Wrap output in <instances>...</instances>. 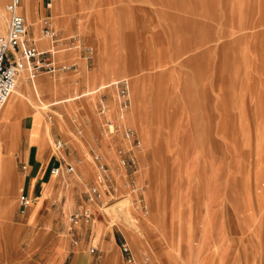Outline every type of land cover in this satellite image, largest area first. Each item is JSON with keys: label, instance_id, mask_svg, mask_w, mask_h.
Segmentation results:
<instances>
[{"label": "rangeland", "instance_id": "374dc122", "mask_svg": "<svg viewBox=\"0 0 264 264\" xmlns=\"http://www.w3.org/2000/svg\"><path fill=\"white\" fill-rule=\"evenodd\" d=\"M51 3L43 0L42 14L27 22L38 28L27 38L47 45L38 22L47 17L61 37L75 36L55 58L74 67L25 77L36 82L21 99L27 115L17 129L13 119L0 121V264H110L109 257L124 264L89 242L88 206L118 245L127 243L136 264H264V0H62L61 25L49 15ZM104 63L119 69L115 79L100 75ZM86 74L93 77L88 87ZM137 78L142 84L134 87ZM121 79L130 81L131 107L120 123L110 86ZM99 100L109 103L106 117L97 113ZM122 127L134 131L139 151L125 153ZM24 137L53 155L52 141L64 143L56 156L73 172L59 176L47 203L66 227H49L54 216L31 227L20 220L30 206L18 205L26 195L17 184L23 170L9 146H24ZM92 154L106 166L104 191ZM131 155L134 172L120 163Z\"/></svg>", "mask_w": 264, "mask_h": 264}, {"label": "built area", "instance_id": "2783aa9c", "mask_svg": "<svg viewBox=\"0 0 264 264\" xmlns=\"http://www.w3.org/2000/svg\"><path fill=\"white\" fill-rule=\"evenodd\" d=\"M51 0H45L48 7ZM20 0H7L4 5L6 15L5 32L0 36V105H2L10 94L16 77L25 73L28 80H32L39 74L53 76L64 73L74 67L57 63L55 56L58 52H65L73 46L75 36L61 37L59 32L52 26L47 17H42L39 22V38L47 43L46 46H38L36 41L27 38V25L24 16L18 11ZM87 52H90L88 50ZM117 95L119 110L126 109L129 105L128 87L126 81H120L114 84ZM105 105L98 102L97 113H105ZM108 133H111L107 129ZM122 139L125 141L128 150L125 153L139 151L141 144L133 130L122 127ZM52 149L59 152L63 149L64 143L60 140L52 141ZM56 157L55 164L49 169V173L56 177L68 175L73 172V166L69 163L62 162L60 157ZM91 161L95 164L97 176L96 179L102 191L106 190L105 180L108 179L106 166L101 163L99 156L92 154ZM63 163V164H62ZM121 165L126 166L131 172L135 171V158L131 155L120 160ZM23 168V167H22ZM90 192L95 194L96 188H90ZM33 199L27 195H19L18 205L21 208L29 207ZM85 220L89 218L87 210L83 212ZM124 264H136L131 249L126 242L121 241L118 245ZM95 248L90 247L89 252H94Z\"/></svg>", "mask_w": 264, "mask_h": 264}, {"label": "crops", "instance_id": "0c3cea01", "mask_svg": "<svg viewBox=\"0 0 264 264\" xmlns=\"http://www.w3.org/2000/svg\"><path fill=\"white\" fill-rule=\"evenodd\" d=\"M42 5H43V0H20L19 12L24 16L26 22L29 23L32 22L33 19H37L42 14ZM49 9H50L49 15L51 14L58 15L57 17L58 24L60 25L67 24L65 20L61 19V16L59 17L62 10V0H52ZM107 29L109 28L106 27L105 30ZM28 32L31 33V35L29 34L30 35L29 37H36L38 35V28L36 24L32 25V28L28 27ZM62 56L64 58V55ZM118 74H119V69L117 68L115 69V67H113L111 63L103 64L100 75L104 79L106 80L115 79V77ZM85 79H87L85 85H87V87L90 86L91 82L93 81V77L86 74ZM138 84L140 86L142 84V80H140L139 78L134 79L133 86L136 87ZM20 99L21 98H19V100ZM20 102L22 104L24 103L23 100H20ZM136 103L137 102H135V111L136 114L139 115L140 117V114L137 111L138 108L136 106ZM17 104L19 105V101L16 103V105L14 104L12 108H10V102H9L7 106L0 111V121H9L10 110L12 109L11 111L13 113L14 109L18 108ZM138 120L141 121L142 120L141 117L140 119L138 118ZM31 123L36 124L34 121V117H32ZM24 138L27 139L26 137ZM9 152L13 156L15 163L21 165L20 167L23 170L21 174V178L17 180V184H19V191L24 192V194H26L27 196L33 199V203L30 205V208H28L25 216L20 217V220L23 221V223L26 224L27 226L31 227V224L33 223L35 225H38L40 223H44L45 219L48 216L50 217L54 216L53 220L55 222L51 221L49 227L52 226V223L54 228H59L62 225L63 227H66L65 226L66 220L64 216H62L61 213H59V215L56 216L53 215L50 208L51 206L48 205L47 203L49 202V200L53 195L56 197L57 194V185H58L57 180L59 176L54 177L49 173V169L51 168L52 165L55 164V160H56L55 155L48 152L41 153V151H39L37 146L30 145L28 139L24 146H19L18 144H16L15 146L10 145ZM60 176H65V175H60ZM92 178H93L92 174H89V176L83 180L84 184L86 185L90 183L92 181ZM80 185L77 184V187H80ZM60 197L65 198L64 193L61 194ZM47 206L49 208H47ZM66 206L68 207V209H70L71 205H66ZM88 207L92 210L89 213V218L90 215H92L90 228H89V235H88L91 236L89 242L98 246V248H100L104 253L107 251H109L110 253L113 252L114 254H116L117 258H122L120 251L116 253L114 249V247H118V244L116 243L113 230L110 228V226H108L105 218L101 214L99 215V213H96L93 207L90 206ZM97 222H99V225L96 226L95 228V223ZM75 223H77L78 226L83 225L81 221H75Z\"/></svg>", "mask_w": 264, "mask_h": 264}, {"label": "bare ground", "instance_id": "6f19581e", "mask_svg": "<svg viewBox=\"0 0 264 264\" xmlns=\"http://www.w3.org/2000/svg\"><path fill=\"white\" fill-rule=\"evenodd\" d=\"M19 9H20V7L18 8V11H19ZM2 16H3V13H2V10H1V8H0V36L3 34V32H4V24H3V22H2V20H1V18H2ZM25 23H26V25H27V22H26V20H25ZM26 37H29V32H28V26H27V34H26ZM41 40V39H40ZM41 41H43V40H41ZM41 46H43V44L41 45ZM60 53H62V52H58L57 53V57H58V54H60ZM56 56H55V58H56ZM26 77V74L23 72V73H21L19 76H17L16 77V80H15V84H14V86H13V88H12V90H11V92H10V94L8 95V97H7V99L5 100V102H6V104H5V102L3 103V104H5L4 105V107L1 109V110H3L6 106H7V104L10 102V108H12V106L15 104L16 105V103L19 101V105L17 104V106H18V108H16V109H14V111H13V113H12V109L10 110V121L13 119V120H15L16 121V123L13 125V126H11L13 129H17V121H18V119L20 118V117H25V115H27V109H28V107L26 106V104H22L21 102H20V100L22 99V97H23V94H24V92H29V91H31L32 90V88H33V86H36V82L34 83H32V84H30V85H28L27 83H26V81H25V79L27 78H25ZM84 79H85V77H84ZM126 81V83H127V87H128V95H129V105L127 106V108L126 109H123V110H119V108H118V115H117V122H123L124 121V119H125V117H126V115L128 114V112L130 111V107H131V86H130V81H128L127 79H121V80H118V81H116V82H114L113 84H111V86H110V88L111 89H113V91L116 93V91H115V86H114V84H116L117 82H120V81ZM28 81V80H27ZM32 82V81H31ZM85 82H87V79H85ZM102 82V81H101ZM86 84V83H85ZM89 92V91H88ZM80 94H77V96H79ZM91 95V94H90ZM74 96V95H73ZM76 96V95H75ZM85 95H81L80 97H84ZM87 96V95H86ZM19 98H21L20 100H19ZM73 99V98H72ZM116 99H117V95H116ZM73 100H75V99H73ZM99 102H102L103 103V101L102 100H99ZM2 104V105H3ZM104 104V103H103ZM107 105L105 106V108H106V110H105V113L103 114V117H106L107 115H108V113H109V103H106ZM1 106V105H0ZM38 108H39V106H38ZM37 108V110H39ZM44 108H42V110H43ZM0 110V111H1ZM123 124V123H122ZM29 126H30V123H29ZM62 126V125H61ZM108 126L109 127H113L114 128V126H113V124L111 123V124H109L108 123ZM116 127H117V125H116ZM119 127V126H118ZM29 128V127H28ZM62 128V127H61ZM39 130H40V135H41V145H42V147H45L46 146V142H47V140H48V138H49V131H48V124H44V125H41L40 127H39ZM13 132H11L10 131V138H12V136H15V133H14V135L12 134ZM145 141H146V138L144 139ZM57 153V152H56ZM61 152L59 151L58 152V154H60ZM126 220V219H125ZM124 221V220H123ZM116 255V254H115ZM113 260V258L112 257H109V263L110 264H115V263H113V262H115V261H112Z\"/></svg>", "mask_w": 264, "mask_h": 264}, {"label": "water", "instance_id": "95a60500", "mask_svg": "<svg viewBox=\"0 0 264 264\" xmlns=\"http://www.w3.org/2000/svg\"><path fill=\"white\" fill-rule=\"evenodd\" d=\"M112 209H113V211L119 216V218L121 219V218H122V212H121V210L119 209V207L116 206V207H114V208H112Z\"/></svg>", "mask_w": 264, "mask_h": 264}]
</instances>
